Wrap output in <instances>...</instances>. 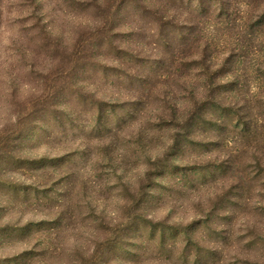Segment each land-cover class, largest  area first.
Listing matches in <instances>:
<instances>
[{
    "label": "clouds",
    "instance_id": "9594fccd",
    "mask_svg": "<svg viewBox=\"0 0 264 264\" xmlns=\"http://www.w3.org/2000/svg\"><path fill=\"white\" fill-rule=\"evenodd\" d=\"M0 264H264V0H0Z\"/></svg>",
    "mask_w": 264,
    "mask_h": 264
}]
</instances>
